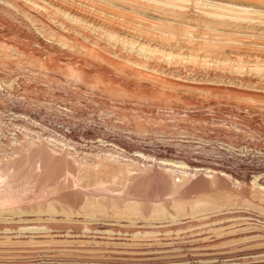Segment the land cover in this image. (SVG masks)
I'll return each instance as SVG.
<instances>
[{
	"label": "rangeland",
	"instance_id": "rangeland-1",
	"mask_svg": "<svg viewBox=\"0 0 264 264\" xmlns=\"http://www.w3.org/2000/svg\"><path fill=\"white\" fill-rule=\"evenodd\" d=\"M28 114L59 149L237 176L78 175L45 146L0 175V264H264V0H0V157Z\"/></svg>",
	"mask_w": 264,
	"mask_h": 264
},
{
	"label": "bare ground",
	"instance_id": "bare-ground-1",
	"mask_svg": "<svg viewBox=\"0 0 264 264\" xmlns=\"http://www.w3.org/2000/svg\"><path fill=\"white\" fill-rule=\"evenodd\" d=\"M220 24H221V21H220ZM210 30H212V28H210ZM189 32H190V30H189ZM166 34H168V33H166ZM209 39H207V40H209ZM22 121L25 122L26 126L17 125L14 128L15 132L12 134V137L9 138L11 143L16 148V150L12 151V152H7L2 157H0V175L5 179H6V177H8L9 181H12V178L16 177L18 175V173L21 172V168H20V166H18V164L20 161H22V158L24 156L30 155L33 151H39V150H41V148H43L45 146L47 148L46 150L49 152V154L51 156H54L56 158L65 157L71 163H73V164L75 163L77 165V168L76 167L75 168L77 169V171L79 173L78 175L89 174L91 172L95 173V172H99V171H105V169L108 168V164H111V165L116 164V165L120 166V168H123L125 170V173H127L129 175V177H132L133 175L129 174V172H131V170L136 171L137 175L146 172V170L148 168V164H146V163H148V162L144 159L148 158V159H152L153 164H156V165L162 167V169H165L166 171H168L172 177H176L177 180H180L181 182L185 181L187 179H190V177H192V175L194 176L198 173L207 174L208 177H210L211 179H214L218 174L220 175V173H222V176H224L226 178H235L236 179V176H237L236 174H235L236 176L234 175L235 172H233V173L231 172L232 170L229 171V170L224 169V168H222L220 171L214 166H208L207 168L203 169L202 166H205V165H200V164H198L192 160H185V158H182L183 160L181 162L186 163V164L178 165L180 161L178 162V164H176V161H175L176 158L169 154L170 153L169 149H164L163 151L156 152V153H154V152L152 153L151 151L145 150V151H142L143 156L138 155V154L133 155L134 153L131 154L129 149L126 147L127 145L123 146V145L116 143V145L114 146L112 144L106 145L105 143H101V144H98L97 147L92 148L94 146L93 144H89V143L82 144L80 142L73 141V140H71V137L69 138L68 135L65 136L66 139H64V141H66V142L63 143V147L61 149H59L57 147L60 146L58 144L60 142V139L59 138L58 139L52 138V135H50V136L47 135V133L43 129H40V124H38V122L35 121V119L33 118L32 115H30V114L26 115L25 118L22 119ZM110 145H112V146H110ZM54 146H56V147H54ZM139 152H141V150H139ZM142 157H145V158H142ZM54 160H55V158H54ZM153 164H151V165H153ZM40 167H41V165L39 164V160H34V162H32V163L30 162V165H29V168L27 171L29 173V172H34L37 169L41 170ZM114 170H116V169H114ZM117 170H119V169H117ZM147 172H148V170H147ZM66 174L69 175V173H66ZM67 177L68 176L65 175L62 180H60V181L57 180L56 183L54 184V186L52 184L54 191H56L58 189L67 188L68 186L71 187L72 182H70V180H68ZM71 178H69V179H71ZM79 178H81V177H79ZM258 182H257V179L253 180V186L258 187ZM6 183H8V180ZM12 183L14 184L15 182H12ZM12 183H11V185H12ZM263 190H264V188H263ZM260 192H262V191L260 190ZM261 196H263V198H264V192H262ZM7 206H12V203L11 202H8V203L5 202L3 204H0V207L1 208L3 207V209H5V207H7ZM102 209H100V210H102Z\"/></svg>",
	"mask_w": 264,
	"mask_h": 264
},
{
	"label": "built area",
	"instance_id": "built-area-1",
	"mask_svg": "<svg viewBox=\"0 0 264 264\" xmlns=\"http://www.w3.org/2000/svg\"><path fill=\"white\" fill-rule=\"evenodd\" d=\"M254 257H251L250 256V259L249 258H245L246 260L248 261H252ZM239 262L238 261H235L234 264H238ZM219 264H232L230 262H227V261H223L222 263H219ZM252 264H255V263H252Z\"/></svg>",
	"mask_w": 264,
	"mask_h": 264
}]
</instances>
